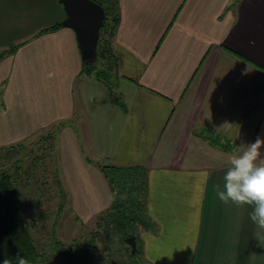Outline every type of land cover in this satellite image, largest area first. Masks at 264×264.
<instances>
[{
	"label": "crops",
	"instance_id": "obj_1",
	"mask_svg": "<svg viewBox=\"0 0 264 264\" xmlns=\"http://www.w3.org/2000/svg\"><path fill=\"white\" fill-rule=\"evenodd\" d=\"M118 4L124 108L81 73L59 0H0V149L49 130L67 208L84 220L113 201L100 165L145 168L143 263L264 264L252 208L215 191L240 144L264 138V0Z\"/></svg>",
	"mask_w": 264,
	"mask_h": 264
},
{
	"label": "trees",
	"instance_id": "obj_2",
	"mask_svg": "<svg viewBox=\"0 0 264 264\" xmlns=\"http://www.w3.org/2000/svg\"><path fill=\"white\" fill-rule=\"evenodd\" d=\"M92 1L103 8L105 17L100 29L96 58L93 62L83 61L81 73L103 84L109 91L111 103L124 108L122 95L116 90V81L119 79L118 58L113 51V40L120 21L118 0ZM58 27L54 26L45 31ZM4 53L0 54V58ZM209 139L212 142L217 140L213 135H210ZM100 169L113 193L110 208L98 222V227L102 228L108 239V243L104 244L108 248L109 244L117 243L124 264H143L140 231L154 228L146 209L148 191L146 169L139 166L125 168L113 165H100ZM16 170L19 171V167ZM62 207L60 206V210ZM51 235L52 250L48 253L39 250L22 213L16 181L10 174L0 172V264H3L5 258L14 259L18 252L28 259L29 264H50L54 260L57 264H94L92 257L98 246L99 232L92 233L80 244L73 242L70 245L56 237L54 228ZM130 236H134L136 241L137 250L134 255L125 242ZM119 262L110 261L109 264H120Z\"/></svg>",
	"mask_w": 264,
	"mask_h": 264
},
{
	"label": "rangeland",
	"instance_id": "obj_3",
	"mask_svg": "<svg viewBox=\"0 0 264 264\" xmlns=\"http://www.w3.org/2000/svg\"><path fill=\"white\" fill-rule=\"evenodd\" d=\"M53 149L54 138L49 130L30 137L13 150L0 149V172L10 174L16 181L22 213L37 248L47 253L52 250L53 228L56 237L66 245L73 242L80 244L92 233L99 232L92 262L109 264L110 261H120V264H124L119 245L109 244L107 248L104 244L108 243V239L102 228L98 227L104 213L84 220L69 212L67 197L62 195V185L55 175ZM18 167L19 171L16 170ZM60 206H63L62 210Z\"/></svg>",
	"mask_w": 264,
	"mask_h": 264
},
{
	"label": "clouds",
	"instance_id": "obj_4",
	"mask_svg": "<svg viewBox=\"0 0 264 264\" xmlns=\"http://www.w3.org/2000/svg\"><path fill=\"white\" fill-rule=\"evenodd\" d=\"M240 149L228 157L223 187L216 186V195L225 205L250 206V220L264 229V138L257 136L253 142H242ZM3 264H29V261L18 252L14 259L5 258Z\"/></svg>",
	"mask_w": 264,
	"mask_h": 264
},
{
	"label": "water",
	"instance_id": "obj_5",
	"mask_svg": "<svg viewBox=\"0 0 264 264\" xmlns=\"http://www.w3.org/2000/svg\"><path fill=\"white\" fill-rule=\"evenodd\" d=\"M67 17L62 22L64 27L74 30L83 61L93 62L96 58L100 29L103 26L105 13L103 8L92 0H59ZM134 255L137 246L134 236L125 239Z\"/></svg>",
	"mask_w": 264,
	"mask_h": 264
}]
</instances>
